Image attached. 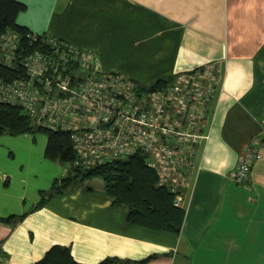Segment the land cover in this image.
Here are the masks:
<instances>
[{"label":"crops","instance_id":"crops-1","mask_svg":"<svg viewBox=\"0 0 264 264\" xmlns=\"http://www.w3.org/2000/svg\"><path fill=\"white\" fill-rule=\"evenodd\" d=\"M17 1L20 26L92 50L106 72L152 86L216 63L221 81L179 234L131 224L100 177L47 195L69 165L46 158L48 138L38 145L28 134L27 157L9 148L0 160L4 264H35L55 245L80 264H264V148L246 185L231 176L251 140L264 138V0Z\"/></svg>","mask_w":264,"mask_h":264},{"label":"built area","instance_id":"built-area-1","mask_svg":"<svg viewBox=\"0 0 264 264\" xmlns=\"http://www.w3.org/2000/svg\"><path fill=\"white\" fill-rule=\"evenodd\" d=\"M20 40L14 31L0 35V62H20L26 71L0 84V102L21 106L38 127L70 131L76 166L143 155L159 185L170 187L182 207L197 148L209 139L204 126L220 86V67L210 63L178 73L152 90L124 73L104 71L90 49L43 36L45 50L18 56ZM263 148L264 138L251 140L232 172L234 181L246 185Z\"/></svg>","mask_w":264,"mask_h":264},{"label":"trees","instance_id":"trees-1","mask_svg":"<svg viewBox=\"0 0 264 264\" xmlns=\"http://www.w3.org/2000/svg\"><path fill=\"white\" fill-rule=\"evenodd\" d=\"M25 9V4L20 1L0 0V35L8 31L17 32L20 35L18 56H25L36 50H45L42 43L43 36L34 35L28 28L17 23L19 13ZM33 37H37V40H34ZM25 74L26 71L20 62L14 66H7L0 62V84L10 83ZM165 83L166 80H159L154 85L147 87L153 90ZM39 132L47 134L46 158L69 165L67 175L55 180L54 187L47 195L60 193L70 185L100 177L104 180L105 190L112 198L113 204L127 207L128 221L131 224L142 225L155 231L175 234L181 232L185 210L175 204L176 193L170 187L159 185L156 172L146 165L143 155L137 154L128 159L114 160L105 165L90 168L76 166L74 161L77 160V154L73 147L70 131H55L38 127L33 124L21 106L0 102V135H34ZM42 194L43 201L37 207L45 201V193ZM24 216L25 214L11 218L18 221ZM0 255L3 258L5 256L1 249ZM116 261V259H108L100 264H111ZM35 264L80 263L74 259L69 247L55 245Z\"/></svg>","mask_w":264,"mask_h":264},{"label":"rangeland","instance_id":"rangeland-1","mask_svg":"<svg viewBox=\"0 0 264 264\" xmlns=\"http://www.w3.org/2000/svg\"><path fill=\"white\" fill-rule=\"evenodd\" d=\"M219 75L221 76V73ZM26 135L28 134L19 136H10L7 134L0 135V160L2 161V158L9 153V148H13V151L16 153L17 159H24V157H27L28 153L24 150L25 147H23V144H25L26 141L28 142V140H24V137H26ZM31 137L36 138L35 143H38L39 145V142L44 141L41 140V137L47 138V134L45 132H39L32 135Z\"/></svg>","mask_w":264,"mask_h":264}]
</instances>
